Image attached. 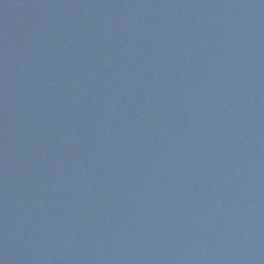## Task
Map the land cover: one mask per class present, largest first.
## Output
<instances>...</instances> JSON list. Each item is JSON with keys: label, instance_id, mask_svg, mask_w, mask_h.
<instances>
[{"label": "water", "instance_id": "water-1", "mask_svg": "<svg viewBox=\"0 0 264 264\" xmlns=\"http://www.w3.org/2000/svg\"><path fill=\"white\" fill-rule=\"evenodd\" d=\"M0 264H264V0H0Z\"/></svg>", "mask_w": 264, "mask_h": 264}]
</instances>
